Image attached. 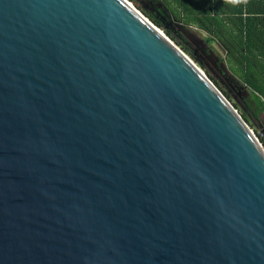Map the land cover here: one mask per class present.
<instances>
[{"label":"water","instance_id":"1","mask_svg":"<svg viewBox=\"0 0 264 264\" xmlns=\"http://www.w3.org/2000/svg\"><path fill=\"white\" fill-rule=\"evenodd\" d=\"M0 264H264V148L127 0H0Z\"/></svg>","mask_w":264,"mask_h":264},{"label":"trees","instance_id":"2","mask_svg":"<svg viewBox=\"0 0 264 264\" xmlns=\"http://www.w3.org/2000/svg\"><path fill=\"white\" fill-rule=\"evenodd\" d=\"M160 1L187 25L198 27L207 36L206 43L217 44L224 51L231 73L250 90L257 110L264 112V0ZM153 25L158 28L157 23ZM164 35L169 37L168 32ZM207 76L239 111L217 81ZM240 117L253 130L245 113L240 112ZM257 138L264 146V139Z\"/></svg>","mask_w":264,"mask_h":264},{"label":"rangeland","instance_id":"3","mask_svg":"<svg viewBox=\"0 0 264 264\" xmlns=\"http://www.w3.org/2000/svg\"><path fill=\"white\" fill-rule=\"evenodd\" d=\"M127 1L149 24L158 30L165 39H168L184 54L185 52L183 49H187L190 52L189 55H185L200 68L207 78L208 74L217 81L223 91L230 96L233 103L238 106L239 111L235 109L238 115L240 116V112L245 113L253 130L247 125L246 126L252 131L256 139L258 140L257 136L264 139V112H259L257 110L250 96V90L241 80L231 73L225 61L224 51L217 44L206 43L207 36L200 31L198 27L195 25H187L182 21L181 17L171 13L167 6L160 0ZM153 22L157 23L158 28L153 25ZM165 32L169 33V37L164 35ZM219 92L222 94L220 90ZM228 102L230 103V101ZM253 131H255L257 135ZM258 142L260 143L259 140ZM260 145L262 146L261 143ZM262 148H264V146H262Z\"/></svg>","mask_w":264,"mask_h":264}]
</instances>
